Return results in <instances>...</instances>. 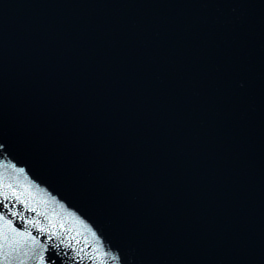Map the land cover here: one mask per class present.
Instances as JSON below:
<instances>
[{
	"label": "water",
	"instance_id": "water-1",
	"mask_svg": "<svg viewBox=\"0 0 264 264\" xmlns=\"http://www.w3.org/2000/svg\"><path fill=\"white\" fill-rule=\"evenodd\" d=\"M0 264H264V0H0Z\"/></svg>",
	"mask_w": 264,
	"mask_h": 264
}]
</instances>
